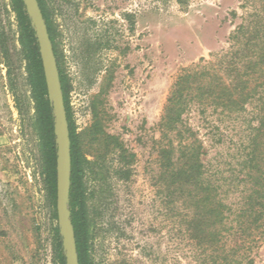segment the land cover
Returning <instances> with one entry per match:
<instances>
[{
  "label": "rangeland",
  "instance_id": "1",
  "mask_svg": "<svg viewBox=\"0 0 264 264\" xmlns=\"http://www.w3.org/2000/svg\"><path fill=\"white\" fill-rule=\"evenodd\" d=\"M49 1L85 156L96 160L103 145L93 139L100 135L117 138L136 155L130 180L114 179L100 190L90 184L97 210L93 263L210 264L211 250L204 253L188 233L187 212L161 194L157 125L177 76L229 49L252 0ZM0 31V264H57L58 216L43 174L35 101L11 0H0ZM188 117L204 141L208 175L216 174L231 204L252 183L247 124L218 143L197 113ZM252 257L264 264V240Z\"/></svg>",
  "mask_w": 264,
  "mask_h": 264
},
{
  "label": "trees",
  "instance_id": "2",
  "mask_svg": "<svg viewBox=\"0 0 264 264\" xmlns=\"http://www.w3.org/2000/svg\"><path fill=\"white\" fill-rule=\"evenodd\" d=\"M251 1V0H249ZM20 30V44L35 101L33 128L38 136L43 174L56 214L57 147L54 111L48 99L39 44L23 0H11ZM58 63L71 140V188L69 209L75 229L79 264H94L91 256L96 236L97 210L92 203L102 183L128 181L136 155L115 137L95 136L103 145L95 161L83 152L84 141L72 119L68 82L58 49L54 11L49 0H38ZM248 3V0H247ZM252 8L230 36L226 52L201 59L177 76L157 125L160 140L161 194L168 204H180L187 212L188 233L210 264H254L253 251L264 240V0H252ZM3 34L0 31V38ZM197 113L202 127L217 142L232 131H250L247 177L252 183L228 204L216 174L208 175L207 150L189 115ZM249 117V120L247 119ZM97 134V132H95ZM57 264H66L62 236L54 229ZM222 254H221V253Z\"/></svg>",
  "mask_w": 264,
  "mask_h": 264
},
{
  "label": "water",
  "instance_id": "3",
  "mask_svg": "<svg viewBox=\"0 0 264 264\" xmlns=\"http://www.w3.org/2000/svg\"><path fill=\"white\" fill-rule=\"evenodd\" d=\"M23 2L38 40L48 99L54 111V133L57 147L56 209L63 250L66 264H79L75 229L69 209L72 168L70 129L58 63L38 0H23Z\"/></svg>",
  "mask_w": 264,
  "mask_h": 264
}]
</instances>
